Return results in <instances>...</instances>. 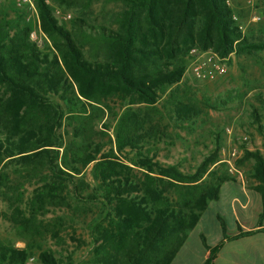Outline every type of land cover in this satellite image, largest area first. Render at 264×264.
<instances>
[{"label": "trees", "instance_id": "16d2710c", "mask_svg": "<svg viewBox=\"0 0 264 264\" xmlns=\"http://www.w3.org/2000/svg\"><path fill=\"white\" fill-rule=\"evenodd\" d=\"M50 1L69 9L99 0ZM102 1L121 5L110 28L77 19L68 31L45 0H34L55 52L29 39L33 26L22 10L0 3V201L23 244L0 246V264L32 256L27 236L39 235L47 225L39 217L52 210L89 216L83 225L91 248L80 264H170L209 203L218 201L220 185L231 181L210 170L216 145L192 172L155 161L165 137L159 122L166 114L183 126L200 113L175 88L190 50L224 59L264 51V42H246L225 0ZM104 115L115 121L107 141L99 127ZM241 159L252 162L261 227L264 139L261 152L244 150ZM216 220L224 233L218 214ZM55 221L51 228L61 220ZM199 240L205 247L202 233ZM218 247L203 264H212ZM36 258L62 264L49 252Z\"/></svg>", "mask_w": 264, "mask_h": 264}, {"label": "rangeland", "instance_id": "374dc122", "mask_svg": "<svg viewBox=\"0 0 264 264\" xmlns=\"http://www.w3.org/2000/svg\"><path fill=\"white\" fill-rule=\"evenodd\" d=\"M45 2L52 10L69 14L68 21L59 22L68 31L73 30V21L77 19L92 27L110 28L112 15L121 10L120 4L102 0L92 2L87 8L76 6L69 9L56 6L50 0ZM228 4L246 42H264V0H251L250 5L246 4V0H229ZM21 12L24 22L33 26L38 46L43 48L45 44L55 52L41 30L36 33L37 25L39 26L37 11L34 13L24 9ZM198 52L213 53L210 50ZM221 64L224 68L223 74L211 80H196L191 75L188 58L181 81L175 88L178 96L185 95V98H189L196 104L200 113L183 126H179L165 114L159 122V132L165 137L160 138L161 141L154 148V160L158 163L175 164L183 172H192L216 145L217 161L210 170L216 172L219 177L231 180L220 185L218 202L220 201V207L223 208L222 212L217 209V203L210 202L201 214L207 223L200 222L202 228L198 226L199 229L190 234V240L200 230L202 234H208L210 240H218L221 235L227 237L235 231L230 207L233 209L241 204L239 197L245 196L250 207L259 202L254 199L257 195L252 190L256 184L251 177L252 162L242 161L241 157L244 150L261 152L264 139V51L250 55H229ZM110 107L113 114H119L121 111L115 101ZM252 112L257 115L259 123L253 121ZM114 123L112 117L103 116L99 127L105 141L112 138ZM258 127L262 130L259 131ZM5 211L6 205L0 201L1 247L14 246L20 240L18 230L4 220ZM215 213L224 222L223 234L214 218ZM82 217H71L63 210H52L39 217L47 225L37 230L39 235L27 236V241H31L33 246L32 256L37 257L40 252H49L62 264H65L67 259L71 264H80L88 259L91 247L83 224L88 221L89 216L85 219ZM241 217L239 214V221ZM55 218H60L61 221L55 228H51L57 222ZM256 221L258 218L254 217L252 221L248 220V223L254 224ZM261 224H264V219Z\"/></svg>", "mask_w": 264, "mask_h": 264}, {"label": "crops", "instance_id": "0c3cea01", "mask_svg": "<svg viewBox=\"0 0 264 264\" xmlns=\"http://www.w3.org/2000/svg\"><path fill=\"white\" fill-rule=\"evenodd\" d=\"M244 197L245 196H243V198L239 197L241 204L239 203L238 206L233 209L230 207L232 219L235 221L234 232L230 233L227 237L221 235L218 240H210L208 234H202L205 245V247H203L199 240V234L202 233L201 230L196 232L191 240L189 239L190 234L200 226V222L207 223V220L201 216V219L195 227L189 231L186 240L178 249L170 264H203L208 259V250L215 246L219 247L212 259V264H264V230H260L264 228V224H261V227H257V221L254 224L248 223V220L252 221L254 217L258 218L260 213L259 196H254V199H257V201L259 200V202L253 207H250V203ZM216 203L219 205L217 209L222 212L221 210H223V208L220 207V201ZM249 210L251 211L249 212ZM246 212L248 214H246ZM239 214L242 215L240 218L241 221L238 220ZM216 215L217 213L214 215L215 220ZM238 228H240V233H252L238 236V234H240L238 233Z\"/></svg>", "mask_w": 264, "mask_h": 264}, {"label": "built area", "instance_id": "2783aa9c", "mask_svg": "<svg viewBox=\"0 0 264 264\" xmlns=\"http://www.w3.org/2000/svg\"><path fill=\"white\" fill-rule=\"evenodd\" d=\"M2 0H0L1 3ZM6 2L10 3V5L16 9V10H29L31 12L35 11V5L34 0H5ZM226 4L229 3V0H225ZM246 4L250 5L251 0H246ZM229 5V4H228ZM53 16L58 22H66L70 19L69 14L59 12L58 10H53ZM233 20H236L233 17ZM240 29V27H238ZM39 26L37 25L36 33L39 32ZM29 39L32 42H35L37 44V36L35 35V31L29 33ZM38 45V44H37ZM189 58H190V65L189 69L191 72V75L196 80H211L215 76L221 75L224 73V68L221 62L223 59L218 58L215 54L204 52L199 53L196 50H190L189 52ZM245 139V138H243ZM234 155V152H232L231 156ZM15 249H22L23 244L17 242L14 244ZM15 264H40L36 257L29 256L27 257L22 263H15Z\"/></svg>", "mask_w": 264, "mask_h": 264}]
</instances>
